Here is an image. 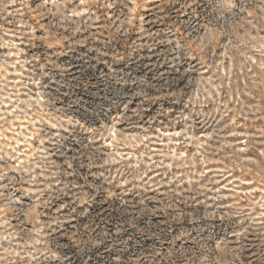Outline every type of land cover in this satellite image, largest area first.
<instances>
[{"label":"rangeland","instance_id":"1","mask_svg":"<svg viewBox=\"0 0 264 264\" xmlns=\"http://www.w3.org/2000/svg\"><path fill=\"white\" fill-rule=\"evenodd\" d=\"M0 264H264V0H0Z\"/></svg>","mask_w":264,"mask_h":264}]
</instances>
